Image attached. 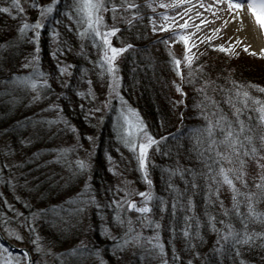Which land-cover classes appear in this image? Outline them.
Returning a JSON list of instances; mask_svg holds the SVG:
<instances>
[{"label":"snow or ice","instance_id":"1","mask_svg":"<svg viewBox=\"0 0 264 264\" xmlns=\"http://www.w3.org/2000/svg\"><path fill=\"white\" fill-rule=\"evenodd\" d=\"M9 6H0V14H7L13 20L20 19L21 24L17 29L18 35L25 38L28 43H33L36 46L33 54L30 58L26 59V62L21 65L22 69H31V73L28 76H16L12 78V82L18 87L24 88L31 95V102L38 103L42 99H46L48 93L51 90V84L48 81V74L40 71L39 65V39L41 31L45 28V23L48 17H50L55 11L56 7L61 0H52L49 5H40L34 2L30 3V7L37 8L39 10V19L35 23L27 22L26 9L22 6L21 0H4ZM187 4L188 7H183ZM203 8L205 11H210L212 15L221 20L223 27L212 29L213 35L217 39L224 40L221 44H212V36H206L202 39L201 43H207V46L213 51H218L229 56H239V52L236 51L238 47L242 48L243 52L249 55H257L256 52L250 51V45L244 44L243 38L238 35L227 36L225 39L224 30L230 23L243 24V21L248 13L255 19L258 26L264 30V0H259L258 7L260 12H257L256 0H212L210 4L205 5L203 0H196L193 4L192 0H177V2L171 4L161 3V8H173L181 9L175 12V15L169 17L163 15L162 20L167 22L172 20L176 23L180 29H188L195 27L197 31L201 30V25H207L215 23V20L209 21L206 18H201L203 14L199 11L196 13V18L200 19V24H190L189 20L192 17L189 13L194 8ZM141 5L137 4L135 0H75L72 13H66L69 19L79 25L77 35L81 40L90 41L93 47H96L101 55L100 58L94 61V65L101 69V76L107 73L111 80L108 84L110 92L114 93L116 97L123 101V97L120 96L119 77L117 76L118 67L116 60L118 57L127 51L132 45L127 47L117 48L112 45L110 37L116 36L120 32V28L117 27L118 22H124L129 25H133V22L137 19V14L140 12ZM146 7L152 8L155 12V8L151 4ZM135 10L131 18L122 15V12H130ZM122 10V11H121ZM15 11V15L13 14ZM110 12L112 14L113 25L109 27L104 21V13ZM188 16V19H184ZM179 17L183 20V23H179L176 19ZM227 17V18H225ZM142 19V18H141ZM152 24V30L155 34L157 31V21L155 18H149ZM60 23V21H56ZM159 31L168 32L171 34L168 37L162 38L158 42L166 46L169 42H181L184 45L183 63L184 67L188 69L187 74L181 70L180 66L182 60L177 58L172 53H169L174 64L173 71L180 78L181 81L187 80V83L193 84L198 78L204 76V65L197 64L193 68L194 59L199 60L200 56L206 55L205 51H199V54L193 53L192 48L188 46L189 37L176 31L170 30L167 23L159 25ZM243 31L242 27L237 28V32ZM29 32L32 33L29 36ZM59 32L53 31V39H59ZM192 35H195L193 33ZM179 36V41H176V37ZM4 44H0V48H4ZM84 45H82L83 49ZM192 47H198L193 43ZM64 53L62 51L52 52L50 55L57 58V70L60 76H71L72 72L70 68H74V65L64 66L63 62L59 59ZM261 58H264V49H261L259 53ZM86 74V72H85ZM91 85L92 81H87ZM232 85L231 88L224 89L219 88L220 94L226 97L224 103L228 104L232 110L233 118L230 119L220 108L219 102L212 98L208 94L209 89L215 92L217 88L214 86V81L205 80L202 86L197 90L202 96L201 103L197 105L201 109V114L206 121L203 128L195 130L192 134V138L196 141L194 145V151L197 152L198 158L203 165V170L199 173L193 171L190 168L181 169L177 167L170 170V176L179 175L181 179L185 180L186 191L191 192L201 185L197 184V178L202 179L205 184L203 187L207 188L208 202L210 205L219 203L220 208L223 210V216L234 217L239 220L241 225L240 229H236L232 223V219L217 220L215 215L207 216V224L212 230L217 233L218 239L216 241L218 253L229 252L235 259L239 258L240 264H245L242 259V248H256L264 247V231H255L251 228V225L260 223L264 225V213L257 212L255 205L261 200H264V134L256 135L257 128L264 129V101L254 98L249 89H254L257 92L264 93V87H260L254 84H240L235 80L229 81ZM175 84V81L173 82ZM67 87V83L64 85ZM176 91L183 96L187 94L182 91L179 84H175ZM77 95L85 97V93L80 92ZM92 100H95L94 94L89 91L87 94ZM183 101L177 102L182 103ZM110 104L105 103V107ZM83 107V105H81ZM42 111H56L58 114L62 112V109L58 105L51 104L48 108ZM95 112H101V108H95ZM255 113V115H252ZM133 117L135 119H133ZM183 114H181V119ZM122 121V123L120 122ZM35 124L41 127L46 126L47 130L56 135L63 131H70L76 133V129L66 119L58 118L54 120H38ZM63 125V127H59ZM119 137L123 145L128 148L138 164V170L141 172L145 183L149 186L147 191L143 192H129L126 188L117 187L116 192H124L122 199H112L109 203V207H115L118 209L113 216L114 223L125 229L123 237L117 238L111 236L109 230L105 228V234L109 235L110 239L117 241L116 248L118 251H123L127 246L135 245L138 247H145L149 255L156 252L162 258V264H169L167 254L164 250V245L160 242L159 229L161 224L151 218L153 208H157L160 211L167 210L166 201L159 196H155L152 192V180L149 175V167L152 165V161L149 156L150 150L156 152L161 151V145H165L171 138L175 137L176 133H169L168 135L160 136L157 138L147 130V125L139 117V114L127 107L126 102L124 108H122L119 117ZM163 126V125H162ZM53 128L56 129L53 132ZM179 132V129H178ZM87 140L92 141L93 137H86ZM257 141L259 147H257ZM31 139L22 140L23 146L31 144ZM78 149H83L82 144L68 148L53 149L55 153L54 159L48 161V164H60L66 170L69 171V179L78 175H83L90 171V165L86 159H81L77 156L74 160L69 159V153L76 154ZM167 155V153H163ZM36 157L39 154H34ZM247 158V159H245ZM112 158L109 157V160ZM249 161H253L256 164L257 177L253 178L251 187H254L256 191H242L238 188L236 182L242 186V188L248 189L249 180L248 173L246 171V165ZM225 164L230 165L225 167ZM14 166L5 162L0 165V177H2L5 170L12 169ZM114 175H120L118 172H113ZM188 177L191 179L189 180ZM15 177L10 176L7 179H0V183L7 185H13ZM91 179L90 176L87 178ZM227 185L232 193V209H225L223 201L219 199L220 188ZM169 188L173 192V202L170 205L171 214L176 215L177 209L181 208L186 213L183 216L184 224L181 226V235L188 241L193 240L199 235V220L194 215H188L187 213L194 211V204L190 196L185 195V192H181L175 188L174 185L169 184ZM133 195L141 197L140 206L131 199ZM17 200L20 197H16ZM181 200L185 201V204H181ZM0 201H3L4 206L8 212L13 213L12 217H8L7 213L0 214V223L7 225L11 220L21 219V226L25 227L30 236L35 233L34 220L40 218H46L49 213L52 214L53 219L57 220L59 224L67 226L69 228L75 226L82 218L85 217V213L89 207L95 206L100 209L102 206L98 203L96 195L90 183H85L84 189L77 194L74 198H69L64 201L62 205H54L50 209H41L31 213L25 217L24 213L18 212L12 204L7 202L3 193H0ZM125 205L127 206L125 208ZM246 208V211H241V206ZM25 207L30 205L25 204ZM121 211L124 212H136L139 215L138 219L143 227L153 228L156 234L151 237H143L142 233L136 231L133 227V222L130 218L125 219L121 215ZM217 224L223 227H217ZM195 226V230H194ZM175 232V229H172ZM20 242H23V237L17 235L15 237ZM39 236L34 235L31 239V243L34 245V251L39 254L44 252L46 255L47 250L39 243ZM143 240V243L141 241ZM257 241H260L257 244ZM0 252L7 253L9 257L13 254L4 244L0 243ZM85 254L91 256L98 254L94 249L90 248L88 244L81 241L78 248L73 249L70 255L84 256ZM18 257L26 261V264H37V261L33 260L31 254L27 250H22L16 254ZM173 261H179L178 255H173ZM17 264H20V260L17 259ZM188 264H192L189 261Z\"/></svg>","mask_w":264,"mask_h":264},{"label":"trees","instance_id":"2","mask_svg":"<svg viewBox=\"0 0 264 264\" xmlns=\"http://www.w3.org/2000/svg\"><path fill=\"white\" fill-rule=\"evenodd\" d=\"M74 3L75 0H62L59 6L61 15L60 17L56 16V20L60 21L58 25L61 34L58 39L59 47L65 51V54H68L71 64L75 66L70 70L72 75L65 77L67 87L63 91L61 90L64 81L60 83L62 76L58 73L55 60L50 56L49 46L51 44L46 37L47 34L40 40L39 69L48 74V81L51 84V90L45 102L47 100L53 101L55 95L61 90L60 101L63 106L72 104V110H67L66 113L78 128L79 133L81 135L88 133L94 135L99 132V144L94 156L96 167L93 170L91 184L95 191L101 194L102 180L103 182L105 180V163L103 162L101 146L112 141L115 144L124 145L120 140L118 134L119 125L114 121V115L108 112L101 126L96 127L85 113L86 107H91L93 100L88 99L89 101L86 102V97L83 100L76 93L78 89L85 87L87 80H91L93 84L101 83L106 73L101 76V69L97 68L93 63L100 58V51L93 47L90 41L81 40L77 35V30L80 26L66 15V13H72ZM142 24L139 25L138 21H134L133 25L128 24L122 27L120 32L114 37L113 43L115 45L122 43L133 45V48L123 56L119 66L121 71L120 93L122 96L131 107L137 110L151 134L157 138L169 133L177 134L165 145H161V151L156 155V162L149 167L150 174L156 178L157 191L164 194L171 201H173V192L169 188V184L174 185L181 192H185V195L190 196L192 199L194 211L190 212L189 215H194L199 220V237L204 238L202 242L196 244V249L212 251L211 253L209 252L210 255L207 254V256L203 257L201 263L234 264V258L231 253L221 252L218 254L214 252L217 248L212 241V236L215 232L207 224V216L209 214L215 215L217 220L232 219L236 229L241 227L239 220L234 217L223 216V210L220 208L219 203L215 205L209 204L207 188L203 187L205 182L199 177L196 182L201 187L189 193L186 191L184 179H181L179 175H169L170 170L177 167L181 169L190 168L199 173L203 170V165L198 158L197 152L194 151L196 143L192 138L194 131L188 130L187 133L185 132L187 127H189L188 123L190 121H187L186 115L182 119L180 118L181 114L185 113V110H182L180 103H177L175 84H178V77L173 71V63L169 55L170 51L165 45L153 41L148 36V31L145 30L146 33L138 31V25L145 28L144 22ZM5 25H9V22L0 15V27ZM11 27L7 28L6 31L0 28V44L5 45L4 48H0V84H2L0 89V140H5L7 149L14 151V154L19 157V160L12 164L14 167L5 179L10 176L15 177L13 183L18 186L25 203L30 205L28 209L32 208L34 211L66 197L67 194L76 189L77 184H79L80 180H83L85 174L69 179V171L65 172L64 168L56 166V164H48L50 160L46 158L47 155L44 151L52 146L53 135L47 130L46 126L41 127L35 124L36 121L42 120V118L36 119L31 114L32 104L28 99V91L17 85L15 86L12 82L14 75H28L27 72L19 69V67L22 63L24 51L31 44L18 35V28L15 24ZM122 37L125 39L122 40ZM82 45H84L83 49ZM163 62L168 63L169 70L165 69ZM247 77L255 80V85L263 87V75L260 76L248 72ZM174 81L175 84L173 83ZM78 107H80L82 112L78 111ZM179 122H181V126H179ZM28 139H31V144L23 146L21 141ZM37 153L39 154L38 157L34 155ZM163 153H167V155ZM2 162L0 155V165H2ZM188 179L190 180L191 178L188 177ZM1 187L4 192L8 193L9 185L3 184ZM230 195H232L230 191L225 194V204L223 203L224 208L229 210L232 209V198ZM219 199L221 200L220 197ZM13 206L15 209H18L19 206L22 207V210L26 209L25 204L19 201L15 202ZM52 207L49 206L43 209ZM255 208L257 212L264 213V207L258 208L255 206ZM4 211V208H0V214L4 213ZM28 211L26 209L25 212ZM241 211H246L243 205L241 206ZM39 222L38 229L42 238L40 241L45 245L44 249L65 248L71 245V247L62 252L61 259H55L54 264H93L89 261V255L87 254L84 256L70 255L73 249L79 247L76 246L75 239L78 240L79 238L80 224L76 223L71 228L61 225L57 220L53 219L51 213L46 218H41ZM5 226V224L0 223V230L8 240L26 244L24 240L20 242L13 236L7 235ZM251 228L255 231H264V225L260 223L251 225ZM95 236V238L98 236L96 232ZM29 248L32 255H38L31 247ZM242 259L246 264L260 261L264 263V247L242 248ZM235 264H240L239 258L235 259Z\"/></svg>","mask_w":264,"mask_h":264},{"label":"rangeland","instance_id":"3","mask_svg":"<svg viewBox=\"0 0 264 264\" xmlns=\"http://www.w3.org/2000/svg\"><path fill=\"white\" fill-rule=\"evenodd\" d=\"M32 2L33 0H21L22 6L26 9L28 23H35L40 18L39 10L37 8H32L29 6L30 3ZM34 2L40 5H49L52 3V0H34ZM135 2L142 6L140 9V13L137 14V19L135 21H138L139 25H143L142 22H144V25H145L144 26L145 28L138 25V31H144V32L145 30L148 31V36H150L151 39L156 42H158L162 38L168 37L171 34V31H168V32L159 31V27H157L156 33L155 34L153 33L152 24L149 20V18L152 17L153 15L152 16L149 15V18L146 17V15L148 14L146 10L147 8L146 5L151 4L152 7L156 9L155 5L152 4V0H135ZM174 2H177V0H173L172 2H170V4ZM211 2H212L211 0H203V3L205 5L210 4ZM256 2H257L256 10L257 12H260V9L258 10L259 0H256ZM192 3H196V0H192ZM60 5L61 3L57 5L56 11L50 17H48L46 21H42L43 23H45V28L41 31V36L39 39V48H40V40L44 38L45 35L47 34L46 37L49 39V43L51 44L49 46L50 53L62 51L64 54L61 55L59 59L63 62L64 66H67V65H72L69 60L68 54H65V51L60 49L61 47H59V40L53 39V36H52L53 31L59 32L60 34V28L58 26L59 23H56V21H58L56 20V16L60 17L61 15V11H60L61 9H59ZM0 6H9V5L5 3L4 0H0ZM150 9H151V12H153L152 8L149 7V10ZM158 9H161V8L158 7ZM199 9H201L203 13L205 14H212L210 11H205L203 8H199ZM134 13H135V10L133 9L130 12H122V15L128 18H131L132 14ZM13 14L15 15V11H13ZM205 14L201 18H206L204 17ZM0 15L4 17L6 20H8L9 22V25L0 27V28H3V31H6L7 28H12L11 26H14V24L18 28L21 24L20 19L13 20L7 14H0ZM103 15H104L105 23L109 27H111L114 23V21L112 20V14L110 12H106ZM170 15L171 16L169 17L174 16L175 11L172 12V14ZM152 18H154V16ZM159 18L160 16L157 17V19ZM186 19H188V16ZM262 19H264V15H262ZM189 21H192V19ZM167 24L169 26L170 25L172 26L174 22L172 20H169V23ZM127 25L128 24L124 22L117 23V27H119L120 29ZM213 27L215 26H210V25L207 26L201 31V33L202 34L204 33L205 36L197 38L195 41L192 42V44H189L188 42V46L192 48L193 53L199 54V51L206 52V55L200 56L199 60H195V58H193L194 59L193 68H195L197 64H201V63L205 66L204 76L202 78H198L196 81H194L193 84L187 83V80L181 81L180 78L177 76L178 84L181 86L182 91L187 94L186 96H183L177 92V96H176L178 102L183 101L182 103H180L181 109L185 110V113L183 114V116L186 115L187 121H190V123H188L189 127H187V129L185 130L186 133L188 132V130L195 132V130L203 128L206 124V121L204 120L201 114V109L197 107V105H199L202 100V96L197 90L202 86L205 80L215 82L214 86L217 88V91L213 92L211 91V89H209L208 94L212 96L213 99L219 102L220 108L223 109L224 113L230 119H232L233 118L232 110L229 108L228 104L224 103L226 97L220 94L219 88H224V89L231 88L232 85L229 82L231 80H235L239 82L240 84H254L255 85V80L247 77L248 72H251L253 74H257L260 76L262 75L264 76V58H261V56L259 55V53L261 52V49H264V44L259 48V50H253L250 48V51L257 53V55L255 56L249 55L248 53L243 52L242 48L240 47L236 49V51L240 53L239 56H229V55H226L218 51H213L211 48L207 46V43L200 42L206 36L213 37L211 41L212 44H221L224 42V40L217 39L213 35V33L210 32ZM222 27L223 25L218 26L217 28H222ZM258 28H259V32H261V34L263 35L262 37L264 39V30H262L259 26ZM178 29L179 28L177 27V25H174V27L172 28L170 27V30L176 31L181 34L186 32V30L179 32ZM189 33L192 34V30L189 29ZM225 33H226L225 39L227 38V36H232V35H238L239 37H241L237 33V31H235L232 27H226L222 35ZM31 35L32 33L29 32V36ZM114 37L115 36L110 37V40L114 47L121 48V47H127L128 45H132V44H124V43L115 45L113 43ZM124 39L125 38L122 37V40ZM179 39H180L179 36H177L176 41H179ZM193 43H195L198 47H192ZM30 44L31 46H29V48L26 51H24L25 53L23 54L21 65L26 62L27 58L31 57V55L34 52V49L37 46L33 43H30ZM158 44H161V43L158 42ZM166 47L169 49L170 53H172L177 58L182 60L180 68L186 75L188 69L184 67V63H183L184 45L181 42L170 41L169 45ZM131 48H133V45ZM131 48H129L124 53H122L116 60V65L118 67L117 76L119 77L118 91L121 97L123 96L120 93L121 71H120L119 66H120V62L123 56ZM50 56L53 60H55L57 64V58L52 55ZM21 65L19 69H22ZM39 65H40V59H39ZM39 65H38V68L40 67ZM163 66L167 70H169L168 68H170L167 62H163ZM172 67L174 68V64ZM22 70L24 72H27L28 75L31 73V69H22ZM70 70L71 68L69 69V71ZM65 77H68V76L67 75L62 76V80L60 81V83L64 81L63 85L66 82ZM110 80H111V77L106 73L103 76V80L101 81V83H97V84L92 83V85H89V83L87 82L88 80H87L85 87L83 89L80 88L76 91V93H80V92L85 93L86 102L89 101L88 99L92 101V99L87 96L89 91H91L94 94L95 100H93L91 107L89 108L86 107L85 113L92 120V122L94 123L96 127L101 126L102 122L106 118L105 115L108 112H111L114 115V121L118 125V117H119V114L122 108H124L125 106V102H126L127 107H130L131 109L137 112V110L131 107V105L126 101L124 97L122 101L121 99L116 97L114 93L110 92L108 88V84ZM262 82H263V87H264V81ZM1 86L2 84H0V89H1ZM64 88L65 86H61L62 91ZM61 90L58 91V93L55 95V97L53 98L54 99L53 101L47 100V102H45L46 99H42L38 103L31 102V95H34V93H30L28 91V94H29L28 99L30 100L32 104L31 114L36 119L42 118V120L43 119L44 120H54V119H57L59 116V118L66 119L77 130L76 133H72L70 131H63L56 135H53V144L48 149H46L44 153H46L47 159L52 160L54 159V156H55V153L52 151L53 149L68 148V147L77 146L78 144H82L83 149H78V152L76 154L69 153V159L74 160L75 158H77V156L81 159H86L90 165V171L85 173L83 180L79 181V184H77V187L74 191L67 194L66 197L62 199H58V202L56 201L55 203L49 204L45 207L54 206L55 204L62 205L64 201L68 200L69 198L76 197L77 194L84 189L85 183L91 184V180L93 177V170L96 167L94 156L96 153V149L98 148V144H99V141H98L99 132H96L94 135H92V133L83 134V135L79 133L78 128L69 119L66 113L67 110L69 111L72 110L71 109L72 104L71 105L68 104L67 105L68 107H67V106H63L60 101L61 100L60 94L62 93ZM249 91H250V94L254 98L264 101V93L257 92L254 89H249ZM65 96L67 97L66 94ZM78 97L83 98V100L85 99V97H81L79 95ZM78 100L80 101V99ZM173 100H176V99H173ZM109 101H110V104L107 107H105V103ZM69 102L71 103V101ZM80 102L83 103L82 101ZM51 104L58 105L59 108L62 109V112L58 114L56 111H42L43 109L48 108L49 105ZM95 108H101L102 111L95 112L94 111ZM77 109L78 111H81L80 107H78ZM252 115H255V113H252ZM188 116H189V119H188ZM133 119L135 118L133 117ZM120 122L122 123V121ZM178 124L179 126H181V122H179ZM59 127H63V125H60ZM55 131L56 129L53 128V132ZM260 134H264V129L257 128L256 135H260ZM89 136L93 137L92 141H89L86 139V137H89ZM6 144L7 142L5 140H0L1 159L3 160V162H5L6 160L7 163L10 165L15 164L19 160L18 159L19 157H17V154H14V151L12 150L9 151L6 147ZM257 147H259L258 141H257ZM101 151H102L103 158H104L103 162L105 163L104 165L105 166L104 167V170H105L104 179L105 180L104 182L102 180L101 194L97 193L95 189L93 188V185L92 184L91 185L96 195V199L102 207L100 209H97L95 206L89 207L85 213V217L82 218L78 222V224H80L81 229L79 231L78 240L75 239L76 246H80L81 241H83L85 244H88L90 248L94 249L98 253L95 255L88 256L89 261L92 262L93 264H162V258L158 254H156V252H153L151 255L148 254V252L146 251V248L149 246L145 245V247L142 248V247H138V246L130 244L123 251H118L116 248L117 241L110 239L109 235L105 234V228L109 230V233L111 236H115L117 238L123 237L124 232H125V229L115 224L113 220V216L116 213V211H118V209H116L114 206L113 207L108 206L112 199L114 198L122 199L124 197V192H116L115 189L117 187H120V188H126L127 191L129 192H143V191H147L149 186L145 183L141 172L138 170L137 161L135 160L133 153L130 152L128 148H126L125 146H121L119 144H115L112 141L111 143L107 142V143L102 144ZM158 153L159 152H156L154 149L150 150L149 156H150L151 161L154 160L153 163L156 162V155ZM109 157H111L112 159L109 160ZM261 163H264V161H261ZM56 166H59V167L61 166L62 168H64L60 164H56ZM229 166L230 165L225 164L226 168ZM10 170L11 169L5 170L3 172L2 177H0V179H5L7 174H10ZM64 171L67 172L68 170L64 168ZM114 171L120 173V175H114L113 174ZM246 171L248 173L247 178L249 180L250 187L248 189L242 188L239 182H236V185L238 188H241L242 191H249V190L256 191L254 187H251L253 178L257 177V172L259 171L256 167L255 162L249 161L246 165ZM149 175L152 180L153 194L155 196H159L163 198V200L166 201V205H167V210L163 212L154 207L153 213L151 214V218L155 221H158L161 224V228L159 229L160 242L164 245V250L167 254L169 264H188L189 261H192V264H202L201 260H203V257L207 256V254L210 255L212 251H209V250L207 251L205 249L203 250L196 249V244L202 242L204 239L202 237H199V235H197L193 240L190 241V247H189V241L186 240L180 234L181 226L184 224L183 216L186 213L183 211V209L178 208L175 216L171 214L170 205L173 201H171V199L166 198V196H164V194H162L161 192L157 191L156 178L150 174V171H149ZM88 176L91 177L90 180L87 179ZM3 184L4 183H0V193H3L4 197H6L7 202L9 204L13 205L15 202H18V201L22 204H27L23 200V196L21 195V192L19 191V188L16 185V183H13L14 187L13 185H9L8 193L3 191L1 187ZM227 190H229L227 185H224L220 188L219 197L221 198L224 204H225L224 202L225 194L230 191V190L229 191ZM17 196L20 197L19 200L16 199ZM230 196L232 198V195ZM131 199L135 201L138 206H140L141 197L137 195H133ZM181 204H185V201L183 200ZM255 206H257L258 208L264 207V200H261ZM45 207H42L41 209ZM126 207L127 206L125 205V208ZM0 208H4L5 209L4 213H7L8 217H12L13 213L10 212L8 214L7 208L4 206L3 201H0ZM26 209L29 211L25 212ZM26 209L22 210V207L19 206L18 209L16 210L18 212L24 213L25 217L39 210L38 209V210L33 211L32 208L28 209V207H26ZM187 214L189 215V213ZM121 215L125 219L130 218L133 222V227L136 229V231L142 233L143 237H151L156 234L153 228L143 227L141 225L140 220L138 219L140 214L134 211L132 212L121 211ZM21 219L22 218L11 220L5 226L7 235L13 236L14 238L17 235L22 236L26 244H19V243H16V244L20 246H26L28 248L31 247L32 250H34V245L31 243V239L33 238L34 235H38L40 238L39 243L43 246V248H45V245L40 241L42 240V238H41V235L38 229L40 225L39 221L41 218L33 221L34 226H35V233L32 236H30L29 232L26 230L25 227L21 226V222H20ZM220 226L222 227V225L217 224V227H220ZM172 229H175V232H173ZM95 232L98 235L97 236L98 239L95 238L96 237ZM218 238L219 237L217 233H214L212 236V241L214 245H216V247H217L216 241ZM141 243H143V240L141 241ZM257 243L259 244L260 241H257ZM69 247H71V245L65 248H58V249H51V248L48 249L47 248L46 249L48 253L47 255L44 252L36 256L32 255L31 253V257L33 260L37 261V264H54L55 259H61L62 254H63L62 252L65 249H68ZM214 252L218 253L216 250ZM12 254L13 255L9 257L7 253L0 252V264H17V259L20 260V264H25V261L22 258L18 257L14 253ZM174 254L180 257L179 261H176V262L173 261L172 257ZM247 264H264V263H261L260 261L258 263H247Z\"/></svg>","mask_w":264,"mask_h":264},{"label":"bare ground","instance_id":"4","mask_svg":"<svg viewBox=\"0 0 264 264\" xmlns=\"http://www.w3.org/2000/svg\"><path fill=\"white\" fill-rule=\"evenodd\" d=\"M173 0H152V4L155 5L156 9L155 12H151V9L149 10V7L146 8L147 10V15L146 17L149 18L150 16H154L155 20L157 21V27H159V25L161 24H165V23H169V21L165 22L162 20V16L163 15H168L171 16L170 14H172V12H176L179 10H182L183 7H188L187 4L183 5L181 9H173L171 7L169 8H161L159 7V5L161 3L164 4H170V2H172ZM212 1V0H211ZM259 3V2H258ZM195 4V3H193ZM161 8V9H158ZM259 10V7H258ZM197 11L201 12L203 15L205 13H203V11L201 9H199V7L197 6V8H194L192 10L191 13H189V15L191 14L192 17V21H189L190 24H200V19L196 18V13ZM152 16V17H153ZM159 19H157V17H159ZM209 21L215 20V23L212 24H207L205 25H201V30L198 31L197 33V29L195 27H190L188 29H186V32L183 33V35L188 36L189 37V44H192L193 41H195L197 38L199 37H203L205 36V34L201 33L202 29L206 28L207 26H215L212 29L217 28L218 26L223 25L221 20H217L212 14H205V16ZM187 16H185L184 19H186ZM227 18V17H226ZM176 19L179 21V23H183V20H180L179 17H176ZM174 25H176V23L172 24V26L170 25L169 27H174ZM227 27H232L235 31H237L238 27H242L243 31L237 32L242 38L245 44L250 45V48L253 50H259V48L264 44V39H263V35L261 34V32H259V28L257 26V23L255 22V19L251 16L250 13H248L243 21V24L240 25L239 23H230L227 25ZM189 29L192 30V34L195 33V35H192L191 33H189ZM212 29L210 32H212ZM185 29H178V31H183ZM213 33V32H212Z\"/></svg>","mask_w":264,"mask_h":264},{"label":"water","instance_id":"5","mask_svg":"<svg viewBox=\"0 0 264 264\" xmlns=\"http://www.w3.org/2000/svg\"><path fill=\"white\" fill-rule=\"evenodd\" d=\"M0 243L8 247L9 250L14 254L20 253L22 250H27L31 254L30 249L28 247L17 245L16 243L11 242L7 238H5L1 230H0ZM25 264H26V261H25Z\"/></svg>","mask_w":264,"mask_h":264}]
</instances>
